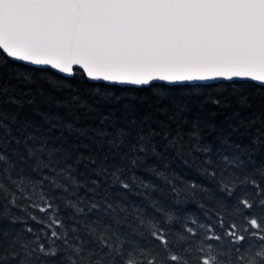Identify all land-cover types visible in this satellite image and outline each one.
Instances as JSON below:
<instances>
[{"label": "snow or ice", "instance_id": "6c2138e0", "mask_svg": "<svg viewBox=\"0 0 264 264\" xmlns=\"http://www.w3.org/2000/svg\"><path fill=\"white\" fill-rule=\"evenodd\" d=\"M10 65L118 91L264 87V0H0V68ZM103 125L13 131L0 115V264H264V167L221 155L204 161L207 187L165 177L177 205L193 193L208 204L184 217L136 175L183 137ZM200 135L192 149L208 154Z\"/></svg>", "mask_w": 264, "mask_h": 264}, {"label": "trees", "instance_id": "16d2710c", "mask_svg": "<svg viewBox=\"0 0 264 264\" xmlns=\"http://www.w3.org/2000/svg\"><path fill=\"white\" fill-rule=\"evenodd\" d=\"M210 84L118 91L114 86L78 77L59 79L27 65H10L0 68V115L13 131L14 124L27 123L45 133L47 121L57 119L90 131L104 122L107 128L134 127L153 129L161 135H181L182 143L169 146L162 156L138 169L136 175L152 183L153 195L173 211L178 209L184 217L202 219L208 204L201 195L193 193L177 205L165 177L173 179L178 187L192 183L207 187L204 161L221 155L242 158L250 167H264V87L240 81ZM13 99L15 104L10 102ZM193 129L201 133L196 142L201 148H209L210 153L193 151ZM149 168H159L163 177L152 176ZM139 191L143 189L128 194L135 205L143 200ZM121 227L131 231L135 227L133 218L128 217Z\"/></svg>", "mask_w": 264, "mask_h": 264}, {"label": "water", "instance_id": "95a60500", "mask_svg": "<svg viewBox=\"0 0 264 264\" xmlns=\"http://www.w3.org/2000/svg\"><path fill=\"white\" fill-rule=\"evenodd\" d=\"M215 82H219V81H215ZM210 83H212V82H210Z\"/></svg>", "mask_w": 264, "mask_h": 264}]
</instances>
